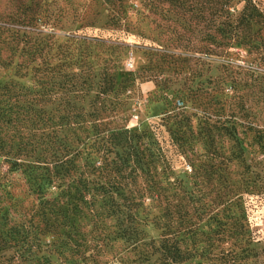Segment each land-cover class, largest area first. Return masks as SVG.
<instances>
[{"label":"rangeland","instance_id":"374dc122","mask_svg":"<svg viewBox=\"0 0 264 264\" xmlns=\"http://www.w3.org/2000/svg\"><path fill=\"white\" fill-rule=\"evenodd\" d=\"M148 1L0 0L5 144H16L14 88H39L32 67L43 60L49 93L37 105L40 129L69 125L63 114L72 107L64 103L89 109L110 75L116 86L106 119L159 153L135 171L143 198L124 235L123 223L104 211L102 223L92 222L87 208L59 220L55 232L42 222L35 228L33 175L11 170L0 151V264H161L162 242L180 253L175 264H264V26L253 28L258 50L230 44L221 51L224 0ZM251 1L264 17V0ZM243 4L230 0V14ZM71 74L89 77L82 102L68 89ZM57 194L50 187L46 197ZM22 227L38 239L24 238Z\"/></svg>","mask_w":264,"mask_h":264},{"label":"trees","instance_id":"16d2710c","mask_svg":"<svg viewBox=\"0 0 264 264\" xmlns=\"http://www.w3.org/2000/svg\"><path fill=\"white\" fill-rule=\"evenodd\" d=\"M242 1L244 4L234 17L228 10L230 0H224L220 4L223 19L219 23L221 39L218 46L221 51L230 44L258 50L253 28L256 25L264 26V17L251 0ZM148 4L153 6V0H149ZM259 30L260 28L257 31ZM213 52L214 48H206L207 55H212ZM31 56L33 58L35 55ZM262 58L264 59V52ZM47 68L43 60L32 67L39 88L35 85L25 87L24 91H21L23 88H14L13 102L10 105L14 110L10 114L14 116L12 139L16 144L8 145L3 138L0 139V151L5 155L9 168L12 170L15 166L22 167L33 175L30 186L36 194L37 202L33 203L29 221L33 222L36 218L33 223L35 228L42 222L44 229L50 231L47 229L50 227L55 232L61 225L59 220L67 221L71 214L75 216L87 208L91 212L92 222L102 223L107 218L104 211L109 214L108 217L124 224V235L129 234V224L136 219L143 198V193L135 189L138 186H134L138 177L135 171L141 168L140 163L144 157H158L159 153L147 148L148 145L154 147L151 141H145L146 151L141 149L144 136L130 133L124 130L121 123L118 125L106 119L109 116L106 96L116 86L114 77L110 75H106L107 80L100 87L101 101L97 99V93L94 99H89V109L82 104L76 106L75 103H64L73 108H68L62 115L69 125L59 130L40 129L44 111L37 105L45 101L49 93L44 89L43 80ZM79 77L77 74L69 75L67 85L69 91L74 92L72 98L82 102L91 87L89 77H80L81 80ZM122 88L123 86H119L115 93ZM5 89L7 85L1 86V90ZM66 95L65 93L64 96ZM117 103L120 104L121 101L117 100ZM5 116V113L0 114V133L1 120ZM26 122H29L30 127L24 125ZM113 123H116L115 127H109ZM24 158H31V161L25 163ZM50 187L58 189L56 196L46 197ZM30 232L23 227L19 228V233L24 238L37 240ZM160 250L161 264H175L182 260L171 242H162Z\"/></svg>","mask_w":264,"mask_h":264}]
</instances>
